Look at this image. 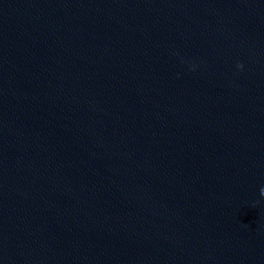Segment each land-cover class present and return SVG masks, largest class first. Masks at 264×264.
Wrapping results in <instances>:
<instances>
[{
    "label": "water",
    "instance_id": "obj_1",
    "mask_svg": "<svg viewBox=\"0 0 264 264\" xmlns=\"http://www.w3.org/2000/svg\"><path fill=\"white\" fill-rule=\"evenodd\" d=\"M0 264H264V0H0Z\"/></svg>",
    "mask_w": 264,
    "mask_h": 264
},
{
    "label": "clouds",
    "instance_id": "obj_2",
    "mask_svg": "<svg viewBox=\"0 0 264 264\" xmlns=\"http://www.w3.org/2000/svg\"><path fill=\"white\" fill-rule=\"evenodd\" d=\"M239 67H240L241 69H243V65H239Z\"/></svg>",
    "mask_w": 264,
    "mask_h": 264
}]
</instances>
